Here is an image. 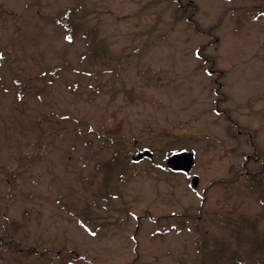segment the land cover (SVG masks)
Masks as SVG:
<instances>
[{"label": "rangeland", "instance_id": "obj_1", "mask_svg": "<svg viewBox=\"0 0 264 264\" xmlns=\"http://www.w3.org/2000/svg\"><path fill=\"white\" fill-rule=\"evenodd\" d=\"M254 3L0 0V234L31 248H0V264H201L203 233L237 249L232 221L264 232V172L260 189L244 173L264 168ZM183 148L195 187L164 164Z\"/></svg>", "mask_w": 264, "mask_h": 264}, {"label": "trees", "instance_id": "obj_2", "mask_svg": "<svg viewBox=\"0 0 264 264\" xmlns=\"http://www.w3.org/2000/svg\"><path fill=\"white\" fill-rule=\"evenodd\" d=\"M181 7L189 6L192 11L196 9L195 3L193 2H184V4H180ZM253 8L256 9H264V0H255V3L252 5ZM192 13V12H190ZM264 14V11L262 12ZM190 15V14H189ZM62 25L65 26V36L68 39H73V37L80 31L81 27L79 26L78 21H68L67 19L61 21ZM195 25V24H194ZM200 27H198L199 29ZM85 35L84 39L88 40L89 35L92 34L93 31H90L89 29L81 30ZM203 45H201L197 49V55L199 57H204L208 63L207 69L211 73H216V79L221 75L222 70L218 67H214V58H206V56L201 52ZM218 87L216 90L217 92V98L215 99V103L218 106V103L221 100L225 99V95L219 90ZM25 90V89H23ZM225 96V97H224ZM124 160L130 161V157L128 153H125L123 156ZM132 161V160H131ZM119 167L121 164H118ZM123 166V165H122ZM264 168H261L257 171H253L251 173L244 172L247 174L249 182H252V177L257 178L256 183H252L253 185H257L258 189H260L261 185V178L263 176ZM260 184V185H259ZM264 198V196H262ZM254 220V219H253ZM247 217H240L231 223V234L236 239L237 249L234 248H226L225 242L222 243V247L219 245V247L215 246L216 243H214V248H205V239H204V233L202 235L203 238V248L201 249V264H206L207 260L211 261V264H235L239 259H241L240 256V250L243 247L245 253L244 257L242 259L243 262H246L249 260L252 264H264V232L261 234H258L257 232V226L256 222L253 221ZM222 222H231L230 218L227 216L224 221ZM211 239H216L215 237H210ZM7 245H10L13 247L14 250L16 248L23 250L25 253L31 252V248L28 246H21L20 241H15L12 238V235H7L5 232L0 234V248H4ZM223 249V251H222ZM239 252H238V251ZM222 258V259H220Z\"/></svg>", "mask_w": 264, "mask_h": 264}, {"label": "water", "instance_id": "obj_3", "mask_svg": "<svg viewBox=\"0 0 264 264\" xmlns=\"http://www.w3.org/2000/svg\"><path fill=\"white\" fill-rule=\"evenodd\" d=\"M152 151L149 149L140 150L131 155V158L138 160L142 157L151 158ZM165 164L168 168L174 171L189 172L194 164V154L187 149L174 151L167 155ZM198 182V175L194 174L191 178V185L196 186Z\"/></svg>", "mask_w": 264, "mask_h": 264}, {"label": "flooded vegetation", "instance_id": "obj_4", "mask_svg": "<svg viewBox=\"0 0 264 264\" xmlns=\"http://www.w3.org/2000/svg\"><path fill=\"white\" fill-rule=\"evenodd\" d=\"M249 156V154H247V157ZM254 156V155H253ZM253 159H256V157L254 156ZM194 173H189L190 177L193 175Z\"/></svg>", "mask_w": 264, "mask_h": 264}]
</instances>
